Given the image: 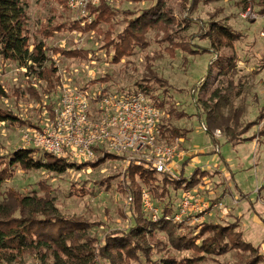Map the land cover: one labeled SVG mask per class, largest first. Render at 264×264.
<instances>
[{"label": "rangeland", "instance_id": "1", "mask_svg": "<svg viewBox=\"0 0 264 264\" xmlns=\"http://www.w3.org/2000/svg\"><path fill=\"white\" fill-rule=\"evenodd\" d=\"M164 1V28L150 29L145 34V46L131 49L119 62L114 47L119 35L127 33L130 21L154 7L158 0H110L112 12L88 32L82 29L94 16L80 17L67 6L66 0H25L30 43L43 44L52 62L29 70L0 57V109L16 118L0 123V157L31 148L24 142L21 130L37 127L49 113L44 110L45 105L55 107L65 87L119 94L142 92L146 88L145 94L151 102L161 106L162 126L181 133V138L163 136L167 144L179 140L181 157L177 159V176L187 160L186 177L197 170L207 173L193 189L206 205L205 210L193 212L180 224L172 221V235L191 239L202 232L204 225H237L235 231H240L242 239L255 251L228 250L221 256L208 255L203 264H248L254 258H259L258 264H264V136L236 144L229 143L228 137L217 131L215 137L220 146L215 147L204 129L206 112L218 102L217 97H212L218 88L219 94L227 96L235 107L245 108L244 125L255 122L264 113V38L261 36L264 0L253 3L249 0L247 5L248 0L206 3L201 0L194 8L187 0ZM248 10L258 19L246 17ZM77 21L81 22V30L74 28ZM203 22L206 30L210 24L214 25L211 38L195 37L204 33ZM218 25L229 26L240 35L232 48L213 46ZM53 49L82 53L65 57L54 55ZM196 49L200 52L196 53ZM202 49L208 52H201ZM232 57L236 68L231 71L228 63ZM50 64L57 71L55 78H59L52 86L36 75ZM223 112L226 114L227 108ZM258 122L245 137H252L259 128L264 130V119L259 118ZM216 150L218 153H214ZM100 159L105 160L98 166L64 174L15 168L12 176L0 183V203L8 191L51 199L56 215L92 225L89 235L100 247L108 232L130 226V197L125 186L132 185L125 177L128 166L124 159L104 153L92 163ZM157 176L160 180L163 177ZM133 187L142 191L149 188L140 179ZM167 188L178 211L185 190L176 193L172 185ZM153 201L161 216L168 199L163 204L156 198ZM145 215L151 220L149 213ZM170 240L169 232H150L144 244L152 250L149 258L181 260L198 255L193 250L177 249ZM22 262L42 264L34 256H25ZM140 264L148 263L144 258Z\"/></svg>", "mask_w": 264, "mask_h": 264}, {"label": "trees", "instance_id": "2", "mask_svg": "<svg viewBox=\"0 0 264 264\" xmlns=\"http://www.w3.org/2000/svg\"><path fill=\"white\" fill-rule=\"evenodd\" d=\"M187 1L194 8L201 0ZM202 1L206 3L210 0ZM254 1L250 2L253 3ZM248 2L249 0L245 4L247 5ZM261 6V14H264V4L262 2ZM164 7L165 1L158 0L154 7L130 21L127 33L120 34L118 41L114 43L116 61L120 62L121 58L131 49L144 47L146 44L145 34L150 29L164 28ZM26 8L25 0H0V57L5 61L14 62L19 66L34 70L37 66L40 68L52 62V57L47 53V48L43 44L30 43L26 27ZM110 11L112 12L111 4L106 0H102L99 6L90 8V14L94 16V20L85 25L83 29L80 27L81 22L77 21V23H74V28L76 30L82 29L84 32L92 31L103 18H106ZM205 24L204 22L201 24L204 33L195 37L202 39L212 37L211 28H214V25L210 24V29L206 30ZM215 29H217V34L215 39L213 38L214 47L219 44L221 47L232 48L233 43L240 39V35L232 31L229 26L218 25ZM223 42H225L224 45H222ZM196 50V53L200 52L199 49ZM52 52L54 55L59 54L65 57L78 56L82 53L77 50L55 49ZM201 52L208 51L202 49ZM228 64L229 69L234 70L236 68L235 57H232ZM56 73L57 71L50 64L48 68H44L36 75L52 86L55 80H59V78H55ZM219 75H221V72ZM141 91L145 94L147 89L142 88ZM219 93V88L213 92L212 97H217L218 102L206 112V132L214 141L215 147L220 146L218 139L215 137L217 131L226 135L229 143L240 144L263 138L264 130L262 128L257 129L252 137H245V135L253 127L258 126V120L259 118L264 119V113L255 122L244 125L242 117L245 108L235 107L227 96ZM155 105L161 109L159 103ZM54 108V106L47 104L44 110L49 111L50 117H53ZM224 108H227L226 114L223 112ZM262 110H264V107ZM9 120L15 121L16 118L0 109V123ZM161 131L163 136L169 135L171 138H181V133L176 129L162 126ZM214 153H218V151L216 150ZM104 160L100 159L98 163L87 161L79 164L56 158L39 149H20L5 157H0V183L10 178L15 168L18 167L29 171L45 170L55 174H64L69 170L80 171L86 167L98 166ZM188 161L184 163V167ZM184 167L179 174V178L161 175L163 177L160 180L153 169L130 164L125 170V177L132 185H126L125 192L130 197L131 224L125 230L108 232L102 243L103 245L100 247L96 245V239L89 235L92 225L56 215L52 211L53 200L40 198L36 195L29 197L21 196L17 192H6L0 203V264H23L22 260L25 256H34L42 264H47L49 261H51V264H94L97 258L104 264H140L144 258L148 264H203L208 255L221 256L227 253L228 250L234 249L244 252L255 251L250 243L242 239L241 232L235 231L237 225H204L201 233L191 239H186L172 235L174 226L171 221L162 218L159 222H153L146 218L143 209L142 189L133 187L135 181L140 179L148 185L152 198H156L159 201L158 203L163 204L165 198L168 199V202H165L163 206V216H173L177 210L172 202L171 191L167 187L172 185L176 193L194 189L207 176L206 172L197 170L188 178L185 176ZM156 230L169 232L170 241L177 249L193 250L198 255L181 260L167 257L159 261H152L149 258L152 250L146 249L144 244L150 232ZM208 233H211V235L205 237ZM197 242H200V244H197ZM258 260L259 258H254L248 264H258Z\"/></svg>", "mask_w": 264, "mask_h": 264}, {"label": "built area", "instance_id": "3", "mask_svg": "<svg viewBox=\"0 0 264 264\" xmlns=\"http://www.w3.org/2000/svg\"><path fill=\"white\" fill-rule=\"evenodd\" d=\"M101 1L66 0L73 12L87 19L93 17L90 8L99 6ZM247 16L258 19L251 10ZM261 36L264 38V27ZM162 120V110L142 92L119 94L65 87L53 117L47 113L37 127L23 129L21 134L28 147L70 162L80 164L109 153L124 159L127 166L141 165L153 169L157 175L177 178L176 164L181 157L179 140L172 144L163 141ZM142 198L144 212L150 214L153 222L164 218L180 224L206 206L197 192L190 189L182 193L173 216H163V213L160 216L149 190L143 189ZM94 264L104 263L97 258Z\"/></svg>", "mask_w": 264, "mask_h": 264}]
</instances>
